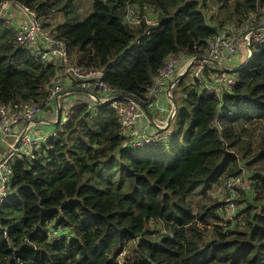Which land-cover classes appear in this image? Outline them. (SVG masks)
<instances>
[{"label":"trees","instance_id":"16d2710c","mask_svg":"<svg viewBox=\"0 0 264 264\" xmlns=\"http://www.w3.org/2000/svg\"><path fill=\"white\" fill-rule=\"evenodd\" d=\"M90 1L86 19L77 13L80 0H0V6L14 2L35 12L69 42L73 65L105 71L108 86L146 107L166 62L204 57L224 25H208L205 7L219 6L229 23L264 11V0ZM129 5L156 25L128 24ZM58 14L63 23L50 27ZM257 48L220 98L206 96L188 74L174 84L177 111L164 142L127 148L109 105L94 111L80 105L32 158L13 155L0 208V264H119L120 258L124 264H264V145L253 152L241 137L250 126H264V45ZM59 68L20 49L0 19V108L51 110L48 88ZM243 164L254 172L243 225H215L207 236L212 221L223 219V204L210 194L240 175Z\"/></svg>","mask_w":264,"mask_h":264},{"label":"built area","instance_id":"2783aa9c","mask_svg":"<svg viewBox=\"0 0 264 264\" xmlns=\"http://www.w3.org/2000/svg\"><path fill=\"white\" fill-rule=\"evenodd\" d=\"M16 7L23 11L26 18L25 23L13 25V15L10 9ZM6 19L9 25L15 30V40L17 46L28 53L31 57L38 59L42 65L55 64L59 66L60 73L56 81L48 88L47 102L54 119L57 122V103L61 113L58 125L66 124L73 114L74 107L67 115L62 114L60 101L79 91L78 94L85 95L95 105H86L89 111H94L97 106L109 105L118 117L120 133L126 139L127 148L138 150L159 144L166 141L165 132L173 107L170 102L176 77H184L187 74L189 79L197 81L200 91L206 96L222 97L230 92L239 82V70L247 66L253 58L252 48L264 45V31H255L264 28V11L253 14L249 18L237 23L223 25L219 33L211 38L207 44L206 55L200 57L180 56L177 59L169 60L159 71L153 80L152 87L147 93V109L153 116V121L157 131L151 134L148 126L138 129L141 122L151 121L135 104L131 97L123 95L118 89L108 86L105 81V71L88 70L84 66L73 65L69 55V42L59 39L46 29L38 20L35 12H31L14 2H4L0 6V19ZM126 22L132 26L145 23L148 26L156 25V19L150 14L142 15L141 10L136 5H129L126 12ZM243 48V51L241 49ZM250 55V58L248 59ZM201 59V60H199ZM202 59H207L203 60ZM178 66L177 72L174 68ZM235 67H239L235 68ZM186 74V75H187ZM173 82L168 86L170 78ZM74 90V91H72ZM85 93H92L95 97ZM98 102H100L98 104ZM42 109L28 105L18 109L0 108V150L9 141H14L10 146L14 155L19 154V148L29 149L27 157L32 158L33 153L40 150L51 139L57 137L56 132H49L44 129L38 134H34L30 129L32 124L37 123L38 115ZM43 123V122H42ZM22 126L19 130L18 127ZM23 135L20 146L14 150V146ZM4 158V157H3ZM2 158V159H3ZM12 158V157H11ZM8 158L0 166V208L7 195L8 186L12 178L10 159ZM245 170L236 177L228 179L220 189L211 193L212 198L223 204L221 217L224 225L243 224L241 213L247 208L246 201L240 202L241 193L250 195V182L244 179Z\"/></svg>","mask_w":264,"mask_h":264},{"label":"rangeland","instance_id":"374dc122","mask_svg":"<svg viewBox=\"0 0 264 264\" xmlns=\"http://www.w3.org/2000/svg\"><path fill=\"white\" fill-rule=\"evenodd\" d=\"M90 0H80L79 4L76 5L77 7V13L81 14L82 19H86L89 16L90 13ZM10 13L13 15V20L12 23L13 25H17L19 22L20 23H25L26 22V18L24 17L23 11L21 9H18L16 7H12L10 10ZM205 16L207 17L208 20V25L215 27V25L220 24L221 22H224V25L229 23L230 20H228L224 14V12H221V10H219V6L215 5V4H210L207 7H205L203 9ZM86 17V18H85ZM63 23V16L62 15H55L51 20L48 21V24L50 25V27L52 28H56L58 25ZM13 32L15 33L16 27L14 26L12 28ZM15 44H16V40H15ZM241 51H243V48L241 49ZM252 52H253V56L251 58H253L254 56H257L259 54V49L257 47H253L252 48ZM250 58V55L248 57V59ZM240 69L239 67H235ZM177 95V93H176ZM177 97H179V95H177ZM96 104V103H95ZM93 102H91L85 95H80V94H73L71 96L65 97L60 101V106L62 109V114L65 115L66 113H68L69 111H71L74 107H76L77 105H95ZM49 117V121L54 119V116L51 112H45L42 111L40 112V114L38 115V119H42V120H46ZM61 126H57L56 124H50L47 125L45 127H42V129H46L49 132L53 133L56 132L58 129L61 130ZM163 136L165 135V133H162ZM241 137L242 140L245 142H248L254 151H257L261 146L264 145V126L262 125H253L250 126L246 129L245 132L241 133ZM19 151L21 154L23 155H29L30 150L29 149H23V148H19ZM241 168L245 169V174H244V179L248 180L250 179L251 173L254 174V172H251L250 170H248L244 164L241 165ZM219 188H215L212 190V194L217 192ZM202 187L198 188V191H201ZM250 195L249 196H245L244 193H241V198H240V202H244V201H248V203H252L253 202V198H254V192H253V186H250ZM211 195V194H210ZM212 197V195H211ZM214 201L218 202L217 200L213 199ZM215 225H218L220 227H228V225H224L223 219L221 222H215L212 221V225H210L209 227H207L205 229V227H203L202 229L206 230V234L207 236H212L211 233L215 227ZM243 224H240L239 227H241ZM57 234L55 232L52 233V238H54ZM119 264H124V259L120 258L119 259Z\"/></svg>","mask_w":264,"mask_h":264},{"label":"water","instance_id":"95a60500","mask_svg":"<svg viewBox=\"0 0 264 264\" xmlns=\"http://www.w3.org/2000/svg\"><path fill=\"white\" fill-rule=\"evenodd\" d=\"M255 31H264V28H258V29H256ZM199 60H201V59H199ZM203 60H207V59H202V61ZM189 68H190V66L188 67V69H187V72H188V70H189ZM187 72H186V74H187ZM185 74V75H186ZM183 77H180V76H178V77H176L175 78V80H174V84H176V83H178L181 79H182ZM77 93H79V91H77ZM168 93H171V90H169L168 91ZM85 94H87L88 96H91V97H95L92 93H85ZM131 99H132V101L135 103V104H137L140 108H141V110L145 113V115L148 117V119L149 120H151V121H153V116H152V114L149 112V110L142 104V103H140V102H138L136 99H134V98H132L131 97ZM170 100V102H171V104H172V107H173V112H172V114L170 115V118H169V120H168V123H167V128L166 129H168L170 126H171V124H172V122L174 121V119H175V116H176V111H177V106H176V103L174 102V100L173 99H169ZM100 102H98V104H99ZM57 107H58V109H57V123H58V121H59V119H60V116H61V113H60V110H59V103H57ZM56 123V124H57ZM22 138H23V135H21L20 137H19V139L17 140V142H16V144H15V146H14V150H17L18 149V147L20 146V143H21V140H22ZM14 155V152H12V151H10L1 161H0V166L8 159V158H11L12 156Z\"/></svg>","mask_w":264,"mask_h":264},{"label":"crops","instance_id":"0c3cea01","mask_svg":"<svg viewBox=\"0 0 264 264\" xmlns=\"http://www.w3.org/2000/svg\"><path fill=\"white\" fill-rule=\"evenodd\" d=\"M72 91H74V90H72ZM74 94H77V92H74ZM67 114L68 113H66L65 115H67ZM45 121H48L51 123V121H49V117H48L46 120L39 119V120H37V123L32 124L30 129L33 131L34 134H38L39 132L44 130V129H42V127H45V126H47L46 124H48V123H44ZM145 126H148V130L151 134H153L157 131V129L155 127V123L154 122L152 123V121L150 123H148L146 121L141 122L138 129H141ZM21 127L22 126L18 127L17 130H19ZM171 131H172V128H169L168 133H170ZM165 133H167V132H165ZM13 143H14V141H9L8 144H6L2 147V149L0 150V161L2 160L3 157H5L11 151L10 146ZM246 196H249V195H246Z\"/></svg>","mask_w":264,"mask_h":264},{"label":"clouds","instance_id":"9594fccd","mask_svg":"<svg viewBox=\"0 0 264 264\" xmlns=\"http://www.w3.org/2000/svg\"><path fill=\"white\" fill-rule=\"evenodd\" d=\"M228 24V23H227ZM77 92V91H76ZM56 120H57V115H56ZM51 121V120H50ZM50 123V122H49ZM52 123V122H51ZM57 122H55L54 124H56ZM59 123H57L56 125L57 126H60V125H58ZM59 130V129H58Z\"/></svg>","mask_w":264,"mask_h":264}]
</instances>
